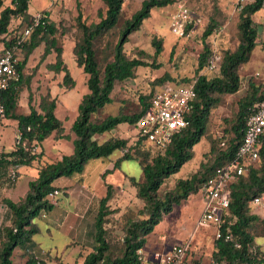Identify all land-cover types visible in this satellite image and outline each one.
Masks as SVG:
<instances>
[{
    "label": "trees",
    "instance_id": "1",
    "mask_svg": "<svg viewBox=\"0 0 264 264\" xmlns=\"http://www.w3.org/2000/svg\"><path fill=\"white\" fill-rule=\"evenodd\" d=\"M173 1L143 0L141 7L124 21L114 46L113 58L106 62L102 70L97 60L95 41L117 25L123 0H104L106 5L104 16L99 22L90 25L80 22V11L78 12V26L82 36L74 45L73 53L76 64L87 75L88 92L82 96L78 105V115L70 127L75 135L72 141L73 152L62 155L56 161L41 165L38 168L37 177L28 182V190L19 202L10 198L2 199L9 213L10 224L0 229L2 239L0 264H14L12 257L16 248L26 251L34 245L33 235L39 229L33 220L42 212H49L54 208L55 205L50 203L48 194L57 188L53 185L57 178L81 175L91 159L106 158L116 149L127 151L114 161V168H118L121 160L128 158L136 159L141 167L143 180L138 182L133 177L129 180L136 189V196L144 202L146 216L139 220H132L126 226L122 253L115 257L108 255L109 245L105 237L104 223L107 215L114 210L110 209L108 204L112 198L113 186L106 184V193L99 200L94 219L95 244L92 251L85 256L83 264H143L139 250L143 248L146 236L153 231L155 225L163 219L164 215L171 213L174 205L180 204L182 200L196 193L201 184L213 175L216 168L234 157L242 141L245 121L251 112V106L264 99V88L257 95L259 88L254 87L253 84H251L252 92L239 103L238 117L234 126L236 138L228 145L222 142V148L215 150L212 148L215 157L210 165L200 164L199 170L190 177L178 179L172 190L166 191L163 195L158 194L165 179L177 173L183 164L192 158L193 147L206 132L210 109L218 102V98H213L212 95L232 94L238 91L240 86L238 68L249 60L256 45L257 28L251 16L263 7V0L248 3L239 11L237 27L240 39L233 51L220 54L205 44L198 55L196 75L189 80L176 81L181 83L195 81L197 97L187 114V126L175 135L164 151L145 141L138 133L134 135L133 146H130L132 140L129 139L109 138L100 142L95 138V135L110 131L121 123L134 126L145 113L156 88L166 80L172 79L169 76L159 78V83L150 93L139 97L141 106L138 111L132 114L121 112L114 115L108 114L97 122L92 120V115L113 101L112 92L117 83L134 78L138 67L148 65L144 60L128 57L124 53L123 46L128 41V36L139 29L142 21L149 17L152 8L165 7ZM13 18L24 20L27 22L26 25L29 24L32 18V14L29 13V0H11L10 5L6 6H4V0H0V36L7 35ZM212 30L211 24L207 25L202 37L206 38ZM56 31L55 24L49 20L48 12L43 10L39 24L21 45L24 56L17 64L18 79L2 92L4 116L17 122V130L21 136L15 142L13 150L1 153L0 166L32 165L43 156L42 150L34 151L35 145L40 144L53 131L56 134L62 132V122L55 115L57 99L51 98L49 94L41 98L38 108L30 105L29 102L28 113L16 112L23 83L22 70L28 56L41 43H44L42 57L55 53V61L47 65L49 70L63 72V84H67L69 88L75 85L62 59V46L57 45ZM14 40L15 37L10 38L4 44L9 46ZM152 45L155 47V55H158L162 50L160 42L154 39ZM214 51L221 56L219 72L205 70L207 61ZM59 137L64 135L60 133ZM131 148H134L132 153ZM107 173H110V170H105L102 177ZM82 179L84 178L79 176L81 182ZM230 188L228 215L224 217L218 228L220 236L215 237L213 242V264H263L264 251L255 243L256 236H253L250 231L254 223L263 219L258 216V212L251 211L254 207H251L249 203L254 197L264 193V146L258 163L251 166L245 174L235 177ZM226 235L229 239H226ZM236 244H239V247ZM22 264H44V262L37 260L34 255H29Z\"/></svg>",
    "mask_w": 264,
    "mask_h": 264
},
{
    "label": "rangeland",
    "instance_id": "2",
    "mask_svg": "<svg viewBox=\"0 0 264 264\" xmlns=\"http://www.w3.org/2000/svg\"><path fill=\"white\" fill-rule=\"evenodd\" d=\"M11 0H4V6L10 5ZM143 0H123L122 10L117 25L111 30L99 36L95 41V49L99 67L102 70L107 61L113 58L114 46L118 40L121 27L131 15L141 7ZM184 1L189 7L193 16L200 18L199 26L188 36L178 37L170 29L171 16L176 11L177 4ZM236 0H174L172 4L165 7H154L150 11L148 18L142 21L139 29L128 36V41L124 44L123 50L128 57H137L148 63L147 66L138 67L135 77L116 84L113 92V101L92 115V120L97 122L108 114L128 113L132 114L139 110V97L150 93L159 83L158 79L169 76L172 79L166 81L189 80L196 75L198 67V55L205 44L220 54L225 51H233L240 39L238 31L239 11L235 6ZM46 10L49 20L56 26L57 45L62 46V59L67 65L75 85L69 88L63 84V72L49 70L47 65L55 61V53L42 57L44 43H41L28 56L27 63L22 70L23 83L19 94L16 112L28 113L30 105L38 108L39 102L47 94L51 98L59 100L55 115L62 122V132L65 140L72 134L70 127L78 115V105L82 96L88 92L86 85L87 75L82 68L76 64L73 53L74 45L81 39L82 32L78 26V12L80 11V22L86 25L99 22L104 16L106 5L104 0H29V11L31 13H41ZM257 28L256 45L251 52L247 62L238 68L240 86L238 91L232 94H213V98H218V102L212 106L206 124V132L200 141L193 147V156L183 164L177 173H174L161 185L158 194L163 195L166 191L172 190L180 178H188L199 170L200 164L210 165L215 157L212 148H222V142L228 145L236 138L234 126L237 121L240 101L254 87L259 88V93L264 88V7L251 16ZM26 21L13 18L9 25L7 35L0 36V45L5 41L18 35ZM213 27L212 32L203 38L202 34L207 25ZM190 28V27H189ZM160 42L162 50L155 55L153 40ZM24 52L17 54L19 61L23 59ZM165 81V82H166ZM163 84V83H162ZM54 95V96H53ZM130 146H133V138L136 129L128 124L125 129ZM16 130L14 121L9 118L0 117V151L9 152L15 146ZM57 133L55 139H59ZM66 136V137H65ZM106 138V135L99 136ZM72 138L74 135L72 134ZM51 136L45 139L44 146L52 145L55 141ZM102 140V139H100ZM66 141L60 142L65 144ZM72 142V139L70 143ZM67 145V144H66ZM71 145V144H70ZM68 146V145H67ZM55 150V147H53ZM61 148V147H60ZM72 149V146H71ZM35 152L40 150L36 147ZM63 150H68L64 147ZM123 150L121 149V152ZM47 149L39 161H35L23 170L31 171L28 174L18 171V178L11 181L8 172L13 164L0 166V229L5 226L6 217L3 198H8L13 192L12 200L19 202L27 192L28 179L32 180L36 170L47 162L56 161L61 151ZM131 153L134 148H131ZM120 149H116L112 154L103 159H91L87 163L88 174L82 179L88 186L85 196V211L79 216L65 218V213L73 214L75 203L73 198L79 193L81 181L74 179L66 187L68 193L57 197V205L50 212H42L33 221L38 226V232L33 235L35 242L29 250L22 251L15 249L12 260L14 264H22L29 255H34L37 260L44 264H83L85 256L92 251L94 241V219L98 210L99 200L106 193V184L103 180L96 184V176L102 167L109 161L113 162L118 158ZM18 168V167H17ZM36 169V170H35ZM128 177L135 178L138 182L143 180L141 167L136 159L128 158L120 161L117 168ZM20 175V176H19ZM116 178V177H115ZM61 177L58 185H63L66 181ZM119 183L115 180V187L111 189L112 198L108 201L109 208L114 210L107 215L104 223L106 229V241L109 248L107 254L115 257L119 256L123 250V237L128 223L132 220H139L146 216L144 202L136 196V189L128 182ZM17 182V184H16ZM122 183V184H121ZM16 187V188H15ZM202 200L200 192L193 193L190 197L182 200L180 204L174 205L171 213L164 215L163 219L155 225L153 231L146 236V243L141 249V255L145 259H150L155 251L166 249L170 245L184 242L190 236L191 245L187 252V257L196 264H213L212 252L215 239L213 228H195L200 212L202 210ZM252 212H258L263 221L253 224L250 231L253 236H258L256 243H262L264 239V208H251ZM9 223V222H7ZM2 239L0 237V249ZM264 248V244H262ZM143 264H146L143 261ZM264 264V263H263Z\"/></svg>",
    "mask_w": 264,
    "mask_h": 264
},
{
    "label": "built area",
    "instance_id": "3",
    "mask_svg": "<svg viewBox=\"0 0 264 264\" xmlns=\"http://www.w3.org/2000/svg\"><path fill=\"white\" fill-rule=\"evenodd\" d=\"M255 0H236L237 11ZM262 6L264 7V0ZM41 13L32 14L31 21L21 32L14 36L15 40L9 46L0 45V117H4L2 92L18 79L17 54L21 52L22 43L30 36L34 27L39 24ZM42 23H44L42 21ZM200 23V18L193 16L184 1L177 4L172 13L170 29L178 37L188 36ZM190 27V28H189ZM262 33L264 34V26ZM10 40V39H9ZM221 56L214 51L205 67L206 71L219 72ZM197 91L195 81L185 83L166 81L158 86L153 93L145 113L136 121V133L151 145L164 151L178 134L188 124L187 114L193 107ZM17 131L15 139H20ZM264 146V99L251 106V112L246 118L242 141L232 159L216 168L213 175L199 187L202 200L200 217L195 228L214 229L215 237L220 236L219 227L224 217L228 215L230 206V185L235 177L245 174L251 166L260 160L261 149ZM36 146L34 147V149ZM122 154L126 149H122ZM35 151V150H34ZM33 151V152H34ZM0 151V156H1ZM18 176L17 165L10 168L8 178L15 181ZM62 194L61 189L49 192V201L56 204L57 197ZM249 205L264 208V193L254 197ZM192 236L179 244H173L161 251H155L150 259H145L139 250L140 259L146 264H196L187 257ZM226 239L229 236L226 235ZM239 247V244H236Z\"/></svg>",
    "mask_w": 264,
    "mask_h": 264
},
{
    "label": "crops",
    "instance_id": "4",
    "mask_svg": "<svg viewBox=\"0 0 264 264\" xmlns=\"http://www.w3.org/2000/svg\"><path fill=\"white\" fill-rule=\"evenodd\" d=\"M29 13H31L30 11H29ZM31 14H34V13H31ZM54 96V95H53ZM56 102H57V104H58V102H59V100L57 101L56 100ZM56 107H57V105H56ZM55 110H56V108H55ZM10 120H13V119H10ZM14 121V128H15V130H16V132L18 131L17 130V122L15 121V120H13ZM128 124L127 123H121V124H119V125H117L115 128H113L112 130H110V131H107V132H105V133H103V134H100V135H95V138L98 140V141H100V142H103V141H105V140H107V139H109V138H123V139H128V137L129 136H127L128 134H126V132H125V129H126V126H127ZM62 135H64L63 133H61ZM72 134L74 135V133L72 132ZM72 134H69V139L70 140H65L64 138H61V137H59V139H55V135H56V132L55 131H53L52 133H51V135H49L46 139H48L49 137H53L54 138V140L53 141H55L54 143H52V145H48V146H44L43 145V142H44V140L40 143V144H38V145H35L36 147H38V149L41 151H43V154L44 153H47V149H49V151L50 152H48V153H52L53 151H55V150H57V151H61L62 150V153L61 154H56V155H58V159H60L61 158V156L62 155H64V154H71L72 152H73V143L71 142L70 143V141H71V139H72V141H73V139L75 138V135H74V138H72ZM107 134V137L105 138H100L99 136H101V135H106ZM135 134H136V132H135ZM16 136V135H15ZM100 139H102V140H100ZM63 141H66L65 142V144H60V142H63ZM131 141V140H130ZM68 146H67V145ZM71 144V145H70ZM71 146H72V149H71ZM53 147H55V150H54V148ZM61 147V148H60ZM64 147H67V151L66 150H63L64 149ZM14 149V148H13ZM13 149H11V150H13ZM4 152H6V151H4ZM114 152V151H113ZM122 156V152H121V150H120V154H119V156H118V158H120ZM117 158V159H118ZM57 159V160H58ZM99 159H101V158H99ZM114 162L112 161V160H109L103 167H102V170L101 171H99L98 172V176H96L95 178H96V184L95 185H99V183H100V181L101 180H103V189L101 190V193H103L104 192V184H111L113 187H115L116 188V186H114L113 184L115 183V180H117V182L119 183V178H120V180H123L122 181V183H124V182H128V179L130 178V177H128V176H126L123 172H121L120 170H118L117 168H114ZM17 169H18V171H22L24 168H27V167H29V169H31L32 167H31V165L30 166H27V165H17ZM110 170V173H107V174H105L103 177H102V173H104V171L105 170ZM36 170V169H35ZM27 172H29V173H31V171H27V170H23V172L22 173H24L25 175L26 174H28ZM88 172L89 171H87V166H85V169H84V172H83V174H81V175H77V176H73V177H65L66 178V182L63 184V185H58V181L61 179V177L60 178H57L54 182H53V185H55L57 188H60V187H66V185H68V183L69 182H71V181H73L74 179H79V176L80 177H85L87 174H88ZM37 174H38V169L36 170V172H35V175H34V177H33V179H35L36 177H37ZM20 176V175H19ZM116 177V178H115ZM32 179V180H33ZM30 180L28 179V182H29ZM121 183V184H122ZM16 184H17V182H16ZM87 185H86V182L83 180L82 182H81V184H80V186H79V193L73 198V201H74V203H75V209H74V213L73 214H68V213H65L64 215H65V218L64 219H66L67 220V218H72V217H74L75 215L76 216H79V214L81 213V212H83V211H85V207H84V205H85V196L87 195V191H86V189H87ZM16 188V187H15ZM61 189V188H60ZM27 190H28V188H27ZM15 190H12V192H11V195H9L8 196V198H10L11 200L13 199L12 198V196H13V192H14ZM63 192L64 193H68L69 194V191L68 190H66V189H63L62 190V194H63ZM25 195V193L23 194V195H18V197H17V199L19 200V196H21V197H23ZM192 195V194H191ZM190 195V196H191ZM189 196V197H190ZM6 198V197H5ZM55 205H57V204H55ZM5 206V205H4ZM55 207V206H54ZM5 213H6V217H8V221H5V225H9L10 224V220H9V213H8V210H7V207L5 206ZM54 209V208H53ZM52 209V210H53ZM50 212V211H49ZM172 212V211H171ZM7 222H9V223H7ZM2 223V221H0V224ZM258 237V236H257ZM257 237H255V239L257 238ZM263 239H264V236H261ZM255 243H256V241H255ZM259 247H260V249L262 250V251H264V248H263V246H262V244H264V241L260 244V243H256Z\"/></svg>",
    "mask_w": 264,
    "mask_h": 264
}]
</instances>
